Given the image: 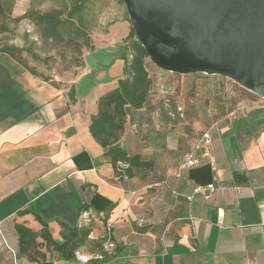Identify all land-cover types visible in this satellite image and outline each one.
Listing matches in <instances>:
<instances>
[{
	"label": "crops",
	"instance_id": "obj_1",
	"mask_svg": "<svg viewBox=\"0 0 264 264\" xmlns=\"http://www.w3.org/2000/svg\"><path fill=\"white\" fill-rule=\"evenodd\" d=\"M119 22L108 21L109 27ZM10 72L24 101L0 102V264H93L91 259L101 258L90 250V240L74 262L44 247L43 260L19 252L15 227L35 233L42 227L27 209L60 241L58 221L76 222L79 201L90 206L81 215L84 225H96L90 239L111 228L113 246L104 249L111 256L108 264H264V104L238 106L218 120L210 130L214 165L203 160L179 176L180 160L191 147L142 144L150 134L159 140L184 135L183 130L153 132L145 128V108L132 112L118 143L152 167L119 180L89 126L98 99L123 76L109 82L102 73L78 92L83 73L48 83L27 71ZM176 121L165 117L167 124ZM211 183L215 190L207 198L188 199L195 187Z\"/></svg>",
	"mask_w": 264,
	"mask_h": 264
},
{
	"label": "trees",
	"instance_id": "obj_2",
	"mask_svg": "<svg viewBox=\"0 0 264 264\" xmlns=\"http://www.w3.org/2000/svg\"><path fill=\"white\" fill-rule=\"evenodd\" d=\"M51 1L55 3V7L47 11L43 12L30 8L22 16L13 18L15 0H0V34L9 31L10 23L16 24L27 19L33 24L36 34L43 43L72 47L76 51V58L73 60H77V62L79 60V64L82 65L81 48L90 47L89 32L99 23V12L92 8L94 0ZM120 2L123 3L122 0ZM125 21L128 22V17ZM12 49L14 48L6 47L0 50V102L8 100L17 105L24 101V95L16 87L15 78L10 72L13 68L10 67L12 54L9 52ZM27 51L31 52L30 50ZM33 57L35 61H41L36 54H33ZM121 58L123 61V78L118 80V85L114 90L98 99L97 113L91 117L89 126L90 135L103 149V156L109 160L119 180L132 177L136 170H148L152 167L150 160L144 159L140 155H128L118 142L124 131L127 118L132 120V112L142 108H145L147 112L154 111L153 108L150 110L152 82L146 67L148 56L131 28L128 35L123 39ZM25 70L32 76L37 75L33 69L26 68ZM195 75L202 76L204 80L210 78L204 74ZM160 89L163 90L164 87L160 86ZM161 93L166 92L161 91ZM159 106L162 118L184 121V106L173 96L161 97ZM179 106L183 107V118L177 111ZM205 130L210 132L209 129L205 128L201 131ZM118 163L125 164L126 168L119 170ZM113 207L114 205L108 206L106 213L111 211ZM89 209V204L79 201L75 206L76 222L69 224L58 221L60 241L52 238L47 222L40 215L27 209L26 213H32L42 227L37 233L22 225L15 227L19 252L27 255L30 260L38 261L45 258V254L39 250L44 247L47 252L59 254L65 261H76L77 254L86 245L92 231L89 226L78 223L79 217ZM106 228L103 230V236L98 240V247L95 251L101 258L91 259L93 264H108L111 259V256L106 252L108 250L106 248ZM110 232V243L113 246L111 228ZM38 238L41 239V242H37Z\"/></svg>",
	"mask_w": 264,
	"mask_h": 264
},
{
	"label": "rangeland",
	"instance_id": "obj_3",
	"mask_svg": "<svg viewBox=\"0 0 264 264\" xmlns=\"http://www.w3.org/2000/svg\"><path fill=\"white\" fill-rule=\"evenodd\" d=\"M53 7H55V3L51 0H15L12 17L22 16L30 8L44 12ZM92 8L99 12V23L89 32L90 47L81 48L82 65L79 64V60L78 62L73 60L76 58V51L72 47L43 43L29 20L24 19L16 24L10 23L9 31L0 34V50L6 47L14 48L9 52L12 54L10 67L18 73L17 76L23 73L22 71H26V68H30L37 74L33 76L34 78L50 83L70 81L83 73L84 75L77 86L78 92H81L87 83H89V87L95 84L97 77L102 73L105 74L104 80L109 82L121 78L123 76L121 58L123 39L128 35L130 29L128 22L125 21L127 12L124 4L120 0H94ZM112 20L113 22H122L109 27L108 21ZM100 21L103 24L100 25ZM27 50L31 52L29 53ZM33 54H36L41 61H35ZM146 62L148 75L152 82L150 110L153 108L154 111L148 112L145 117L148 124L145 128L153 132L164 128V132L169 131L170 133H173L172 130L180 128L184 135L176 133L175 135L171 134L172 136L170 135L169 138H164L165 140L162 138L156 140V137H152L150 134V141L144 142L143 147L159 148L172 144L178 148H190L200 128L213 130L218 120L238 106L252 107L255 104H264L262 98L245 91L230 79L226 80L217 75L210 76L202 84V80H204L202 76L169 73L157 68L149 58ZM160 86H163L164 89L161 90ZM161 91L166 93L162 94ZM166 95L173 96L184 106V121L167 124L162 118L159 102L160 98ZM243 112V115H247L249 110ZM229 117L231 120L234 119L232 116ZM198 119L201 121L199 129ZM138 134L139 137L142 135L141 130ZM142 171L148 173L150 170ZM80 221L84 225L82 216H80ZM85 225L91 229L96 227L92 221ZM89 240L92 241L90 250L95 252L99 238H89Z\"/></svg>",
	"mask_w": 264,
	"mask_h": 264
},
{
	"label": "water",
	"instance_id": "obj_4",
	"mask_svg": "<svg viewBox=\"0 0 264 264\" xmlns=\"http://www.w3.org/2000/svg\"><path fill=\"white\" fill-rule=\"evenodd\" d=\"M150 61L221 76L264 101V0H122Z\"/></svg>",
	"mask_w": 264,
	"mask_h": 264
},
{
	"label": "built area",
	"instance_id": "obj_5",
	"mask_svg": "<svg viewBox=\"0 0 264 264\" xmlns=\"http://www.w3.org/2000/svg\"><path fill=\"white\" fill-rule=\"evenodd\" d=\"M177 111L180 113L181 118L183 107L179 106L177 108ZM211 144H212V138L210 135V132L208 130L205 131H199L193 145L191 148L186 151L179 163L178 167V176L182 171L190 170L193 168H196L201 165L203 160H207L210 165H214V159L211 154ZM119 170L126 168V165L123 163H118ZM215 190L214 184H206V185H199L195 187L192 190V195L188 198L189 200H192L195 195H202L204 198H207L210 193H212ZM219 215H222L221 212H219ZM110 227L108 226L106 228V248L112 247V244L110 243Z\"/></svg>",
	"mask_w": 264,
	"mask_h": 264
}]
</instances>
